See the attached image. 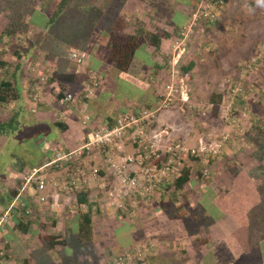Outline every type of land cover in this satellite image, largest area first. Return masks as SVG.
Returning <instances> with one entry per match:
<instances>
[{
    "label": "crops",
    "instance_id": "1",
    "mask_svg": "<svg viewBox=\"0 0 264 264\" xmlns=\"http://www.w3.org/2000/svg\"><path fill=\"white\" fill-rule=\"evenodd\" d=\"M177 9L181 10L179 6H176ZM205 26H208L205 31H210L212 24ZM103 28L84 48L87 59L81 66L69 58L73 47H68L66 55H58L56 45L53 46L50 58L43 64L45 71L38 70V75H43L39 81L42 79V84H46L43 86L44 93L48 95L50 92L51 100L46 99L41 90H33L31 97L34 102L45 99L44 110L35 113V117L40 118V121L50 117L47 121L52 124L55 120L65 122L67 129L64 132L58 130L57 133L60 139L66 140V147L73 150L83 142L81 138L87 132L92 133L96 130L94 127L103 128L106 122H112L109 117L118 113L138 112L144 107L151 116L145 119L143 125V147L152 143L155 149H163L173 141L189 143L192 140L189 134L192 128L189 131L180 130V124L186 120L179 104L175 102L171 106H164L158 89L148 80L145 86L144 78L139 77L147 89L138 98L124 97L120 102L114 100L111 95L116 86L114 82L121 77L128 79L132 76L128 74L129 70L119 72L111 66L103 68L102 49L97 53L99 58L95 56L100 61L93 58L94 50L104 41ZM224 29L225 26L222 27ZM144 52L146 59L142 65L137 64L139 68H134V71L155 74L153 56L146 48ZM138 56L143 57V48L137 52ZM81 71L86 74H81ZM153 74L151 76L157 80L158 77ZM94 82L97 87L86 96ZM21 86L28 91L29 85ZM68 92L74 95V101L59 105L57 100L61 93ZM20 99L11 104L22 113L26 111V100L30 99L25 96ZM84 121L86 124H83ZM164 129L168 135L161 133ZM245 137L248 139V135ZM230 139L234 137L231 135ZM71 140H74V146L70 144ZM136 143L135 140L133 146L130 144L132 154L140 150L139 143ZM127 146L126 143L125 154L129 152ZM243 149L236 150L229 157L240 155ZM143 155L148 162L149 153L143 151ZM93 159L89 160V164L98 165L97 162L93 163ZM231 163L232 158H227L222 164L220 168L224 170L223 175L218 177L220 179L200 178L194 173L197 169L195 162L190 159L180 162L178 159L172 164V171L149 191H145L144 185L148 183L143 181V186L140 183L136 189L126 188L120 194H114L111 190L100 196L98 193L103 189L91 183L84 188L94 212L90 237L87 234L80 236L77 224L80 209L73 190L57 188L60 194L56 196L50 191L47 194L48 201L43 204H38L34 198H26L33 205L34 214L13 218L0 233V252H3L0 264H116L118 256L129 251L128 248L136 243L142 252L143 264H264V238L251 240L250 233L253 230L248 220L250 208L259 202L255 180L249 174L250 169L248 171L247 166L243 165L244 162L237 167L236 173L228 175L230 168L227 165ZM99 164L104 169L103 158ZM64 166V173L68 168H75V165ZM184 166L192 168L191 176L181 188H176L175 179ZM131 167L136 168L137 163H132ZM101 176L108 185L112 175L106 167L101 170ZM116 182H119L118 178ZM116 182L115 186L118 187ZM2 200L4 203L0 202V207H4L11 199L2 197ZM118 203L125 205L123 208L118 207ZM47 234L58 235L57 242L46 240Z\"/></svg>",
    "mask_w": 264,
    "mask_h": 264
},
{
    "label": "rangeland",
    "instance_id": "2",
    "mask_svg": "<svg viewBox=\"0 0 264 264\" xmlns=\"http://www.w3.org/2000/svg\"><path fill=\"white\" fill-rule=\"evenodd\" d=\"M40 1L44 2V0H0V35L10 25L13 24L16 27L15 21L21 20L24 17L26 18L27 14L25 11L39 6ZM54 1L57 3V0ZM93 2L96 5L90 2L85 3V0H78L81 9L85 5L102 7L108 5L112 8L101 16H98V11L104 12V8L94 9L85 13L82 12L85 17L92 16L93 14V18L98 19L96 23L98 30L102 29V26L108 28L114 22V17L118 16H124L123 21L125 22L130 20H143L144 24L152 22V19H150L152 16L151 11L147 13L150 6L148 0H94ZM155 4L160 8V13L153 15L158 17L156 22L158 27H151V30L163 36V40L158 48H155L151 44L146 47L149 53L152 54L154 63L162 66V74L167 81L171 79V75L174 76V81H176L185 74L181 73V66H187L191 61L194 62V67L187 77L184 78L185 84L188 87L189 102L182 103L178 101V98H174L170 103H178L181 112L184 113L186 121L184 124H180V130L186 129L189 131L192 128L189 131L192 140L190 139L189 143L182 140L181 142L187 147H195L200 141L220 144L219 152L215 156L196 157V160L188 156H182L179 158L180 162L192 159L197 164L196 168L203 170L206 178H214L221 177V174L223 175L222 170L224 168L220 167L227 161V158H232L235 162L243 161L248 171L255 168L254 175H257V170L264 167V162L259 158L257 146L252 145V142L246 145L248 139L245 137L247 134L245 132L250 130L251 126L255 127L261 124L264 127V55L261 58L262 62L256 63L257 66L255 64L250 67L246 63L251 59L257 46L264 38V0H195L187 4L184 0H159ZM169 6H173L174 10L176 6H179L187 15L186 23L182 27L174 29L168 20H166V10H169ZM19 10L23 12L22 16L18 14ZM114 10H117L118 14L113 15L112 12ZM95 11L96 15H94ZM222 18L224 20H220ZM209 24H212L211 30L205 31L208 27L205 25ZM223 26H225L224 30H222ZM128 28L130 30L133 29L132 25H129ZM29 29H31V32H35L34 28ZM211 31L212 33L210 34ZM166 32L168 35L165 36L164 33ZM62 33H65V36L71 39L72 34L70 36V30L61 31ZM75 35L81 44L86 42L84 34ZM105 35L102 34V37ZM35 37V33L32 35L28 32V36L23 33L17 39L14 37L9 41H4L6 38L0 40V59L5 62L6 60H21L20 54L16 51L19 47L18 44L21 43L22 46L27 45L30 40L34 41ZM59 40L61 41L55 44L57 48L56 53L58 55H66L68 47H72V45L63 38ZM209 40H211V43ZM76 41L74 40V42ZM39 43L41 42L38 40L35 45L36 48L40 47ZM77 43L76 45L78 46ZM90 44L91 42L88 43V46ZM40 56V54L36 55L35 60L32 62L26 59L33 68L30 70H20L19 72V84L29 85L28 91L24 90L21 86L23 96L30 99L26 100V111L21 113L20 109H16L11 103L4 108H0V118L3 121L7 120L13 113L19 118L18 125V118L15 120L17 125L15 132L8 136H0L1 203H4L2 202V197L13 199L20 193L24 184L23 175L26 172L33 168L42 167L47 161L53 159L55 157V150L65 151L68 148L66 147V140L59 138L58 129L51 122L47 121L50 117L42 121L37 116L35 117V113L44 110L45 106L43 103L45 99L34 102L31 97L33 90L35 88L39 91L41 90V94L43 93L46 99L50 98L51 100L50 92H48V95L44 93L43 86L46 85L42 84L44 81L42 79L39 81L40 78L34 75L33 70L35 65L33 64L39 63L42 65V68H39V70L41 72L45 71L43 64L48 58L46 56L41 60ZM146 57L143 49V57H135L129 68L128 74L132 77L128 79L121 77L120 80L114 82L116 86L111 92L114 100L120 102L124 97L136 99L146 91L147 87L145 86H147L146 81L148 79L140 71H134V68H139L137 64L142 65ZM176 59H178V62L173 66L170 61ZM173 67L179 68L177 75H174L171 71ZM80 73L86 74L84 71ZM40 74L42 75V73ZM139 77L144 78L145 86L139 80ZM30 88H32L31 91ZM237 88L246 89L248 97H242L238 100L237 96L242 95V90L237 91ZM214 92H222L223 100H221L222 102L216 112H212L210 105V97ZM243 104H245V109L242 107ZM255 131L258 130H252L251 134L256 136ZM231 135L234 139H230ZM70 142L72 146L75 145L74 140ZM134 142L135 140L132 137L127 140V147H129V152H127L134 158H138L139 153L132 154L130 151V144L133 146ZM240 148H244V151L240 152V155L229 157L231 153H235ZM143 151L141 152L143 153ZM47 152L48 154H46ZM105 152L106 149L104 148L92 150L89 153L87 162L89 163V160L94 158L93 163L97 162L98 165L96 166L100 167L101 164L99 163L102 162L103 158L105 169ZM209 157L215 158L209 161ZM143 163H148L146 162V158L142 160V165ZM64 165H59L58 167L52 165L43 169V173L49 179L48 194L52 191L56 196V194H60V191H56L57 188L63 190L64 180L61 177L64 176ZM17 172H19V175L16 176ZM113 179L114 181H112ZM115 182L116 178L112 176L108 185L104 180L92 185L100 190L103 189L101 190L103 193L99 192L98 194L104 196L111 190L114 194L118 192ZM4 183H7V185L4 186ZM22 195L26 198H36L38 193L26 187ZM124 205L121 203L122 208ZM137 248H139L138 243L130 246L128 249L135 250ZM113 260H115V257Z\"/></svg>",
    "mask_w": 264,
    "mask_h": 264
},
{
    "label": "trees",
    "instance_id": "3",
    "mask_svg": "<svg viewBox=\"0 0 264 264\" xmlns=\"http://www.w3.org/2000/svg\"><path fill=\"white\" fill-rule=\"evenodd\" d=\"M94 0H85L86 2H90L93 5ZM149 1V11L147 13H150L151 11V17L152 22L150 24H144L143 20H130L128 22L123 21L124 16H118L114 17V22L110 24L108 28H103V40L101 45L99 47H96L93 53V58L97 59L99 58L97 53L100 49L103 50L102 62L103 68H107V66L113 67L115 70L119 72H126L129 70L131 63L133 59L136 57L137 52L141 50V48H146L149 44L153 45L155 48H158L163 40V36L158 34L157 32L151 30L152 28L158 27L156 22L157 18L153 15H158L160 13L159 6H156L155 3H157L159 0H148ZM195 0H184V2L190 3ZM41 3L39 6L27 9L25 12L27 14V17L21 20H16V27L10 25L9 27L5 28L0 35V40H6L9 41L10 39H13L16 37V39L24 33V35L27 34H34L36 35L35 40H30L27 45H23L19 43L18 54H20L21 60H6L3 61L0 59V107L4 108L6 105L18 101L21 98V85L19 84V72L20 70H30L33 68L29 61L31 62L35 60V56L40 54L41 60L44 59L46 56L47 58H50L51 51L53 46L56 43H59V38L64 39L65 33L61 34V31L70 30V36L72 34L71 39L67 38L65 36V41H67L70 45H72L73 48L79 51H86L84 48L88 46L89 40L94 38L96 36V31H98L96 24L98 19L93 18L92 16H84L82 12H89L92 10H96L99 8H104V12L98 11V16L103 15L105 12L110 11L112 8L108 5L102 6H87L85 5L83 9L80 8L78 4V0H44L40 1ZM43 2V3H42ZM122 8V6H120ZM173 6H169V10H166V20H168L169 24H171L174 29H178L182 27L186 23L187 15L182 10H174L172 8ZM110 8V9H109ZM167 9V8H164ZM111 13V12H110ZM113 15L118 14L117 10H114ZM18 14L22 16L23 12L21 10L18 11ZM96 15V11L95 14ZM107 15V14H106ZM109 15V13H108ZM129 25H132V30L128 28ZM34 28L35 32H31V29ZM75 34H79L85 37V41L82 44L79 42V39H77ZM74 35V36H73ZM101 35V34H100ZM164 35H168V33H164ZM59 37V38H58ZM102 38V37H101ZM38 40L41 42L40 47L36 48L35 45L38 42ZM74 40H77L78 46L76 45V42ZM97 55V58L95 57ZM34 57V58H33ZM27 59V60H26ZM98 60V59H97ZM26 61V62H25ZM44 61V60H43ZM100 61V60H98ZM24 62V64H23ZM262 60H259L258 64L261 63ZM26 63V64H25ZM98 64V63H97ZM24 65V66H23ZM35 65L34 68V75L40 76L39 78H42V75H38L39 68H42L39 63L33 64ZM257 66V64H256ZM29 67V68H27ZM38 67V68H37ZM194 67V62L191 61L187 66H181L180 70L182 72L189 73L191 69ZM162 66L157 64L154 68V73L146 74L143 73V75L148 79L149 83L151 82L155 89H158L160 100L162 102L163 96H164V87L167 83V79L161 74ZM37 71V72H35ZM40 72V70H39ZM155 75L157 80H155ZM151 77V78H150ZM155 82V84H154ZM160 86V87H159ZM159 87V88H158ZM259 89V88H258ZM247 90L243 89L242 95H238V100L242 97L245 98L247 96ZM64 93H61L60 97L63 96ZM254 95V93H253ZM229 96V95H228ZM59 97V98H60ZM237 97L235 98L237 101ZM248 97V96H247ZM58 98V99H59ZM222 100V92H214L210 97V105L212 112H216L218 110V106L221 104ZM228 100V99H227ZM58 101V100H57ZM170 106L172 104H169ZM245 109V104L242 105ZM141 107L142 110H146L147 108ZM140 111V110H139ZM148 111V110H147ZM131 113H138L132 111ZM17 114V113H16ZM123 114V113H121ZM120 116L118 113L114 117H109V119L112 120V122H106V127H111L116 123L117 118ZM16 118L18 116L13 113L10 117L7 118V120H2L0 118V136H8L11 135L13 132H15L17 125L19 124V118L17 119V125H16ZM53 125L59 130L64 132L65 129H67V124L63 121L55 120L53 121ZM144 125V124H143ZM104 126V127H105ZM98 127V126H97ZM97 127H94L96 130H98ZM100 129V128H99ZM257 129L258 131H255L256 136L251 134L252 130ZM245 133L248 135V141L254 146L258 147L259 158L264 162V127L259 124V126L250 127V130H247ZM85 135V134H84ZM258 136V137H257ZM83 142L80 143L82 145L85 142H88L92 139V133L87 132L86 136L82 137ZM260 141H259V140ZM79 145V146H80ZM77 146L76 148H78ZM74 148V149H76ZM73 149V150H74ZM65 151H71L69 148H66ZM48 154V152L46 153ZM217 155V154H216ZM50 156V155H48ZM215 156V155H214ZM192 159L196 160L199 156H189ZM208 157V156H206ZM215 158V157H214ZM214 158L209 157V161H212ZM190 159V160H192ZM234 159V158H233ZM192 160V161H194ZM234 161V160H233ZM237 162V161H236ZM243 162V161H242ZM242 162L235 161L231 164L227 165V168L229 169L228 175H233L238 171L237 167H240ZM196 163V162H195ZM241 163V164H240ZM244 165V164H243ZM191 167L184 166L181 168V170L178 173L177 178L175 179V185L176 188H181L185 182L188 181L189 177L191 176ZM228 170V169H227ZM232 173H231V171ZM251 172L249 174L254 178L255 180V188L258 192V198L259 202L257 205H254L250 208L248 220H249V226L252 228L253 231L250 233L251 240L256 239H262L264 238V167H261L260 170H257V175H254V170L250 169ZM194 173H197L198 176L201 178H206L203 174V170L196 169ZM211 178V177H210ZM214 179H220L218 177H214ZM76 202L78 204L79 211V217L77 220V224L80 231V236L84 237L87 234V237H90L91 228H92V216H93V204L88 201V195L86 191L83 189L81 191L76 192L75 194ZM84 204L85 207H81V205ZM7 205V204H6ZM5 205V206H6ZM30 217V216H26ZM252 234V235H251ZM58 236V235H57ZM57 236L47 234L45 235V239L55 243L57 242ZM49 242V243H50ZM133 253L134 250H129ZM0 256H3V252ZM116 262V261H115ZM125 264H143V257L140 258L138 256H133L131 262H127Z\"/></svg>",
    "mask_w": 264,
    "mask_h": 264
},
{
    "label": "built area",
    "instance_id": "4",
    "mask_svg": "<svg viewBox=\"0 0 264 264\" xmlns=\"http://www.w3.org/2000/svg\"><path fill=\"white\" fill-rule=\"evenodd\" d=\"M264 55V38L257 46L255 53L251 56V59L246 63L248 66L255 65L261 60ZM69 58L77 65L81 66L87 59L85 51H79L76 49L71 50ZM178 62V59L170 61L174 66ZM174 75L179 73V68L171 70ZM180 79L174 81V76L171 75V79L167 81L164 87V98L162 104L169 105L174 98H178V101L182 103L189 102L188 87L185 84L184 78L187 77V72ZM97 87V83L94 82L93 86L88 89L86 96L93 93V88ZM241 87V86H240ZM241 88H237V91H241ZM243 92V90L241 91ZM74 101V95L72 93H64L58 99L59 105H65ZM151 113L147 110H140L138 113H123L117 118L116 123L111 127H103L98 130L92 131V139L83 143L78 148L71 151H58L55 150V157L50 161H47L42 167L33 168L23 175L24 184L13 199H11L6 206L0 207V233L3 232L6 226L13 218H21L26 216H32L34 214L33 205L27 201L26 197L22 195L23 190L28 187L38 193V196L34 198V201L38 204H43L48 201L49 179L43 173V169L49 166H56L65 164L75 165V168H68L67 172L61 178L64 180L63 190H73L75 192L83 190L91 183L102 182V176L100 174L101 168L96 165H91L87 162L89 153L96 149H106V169L110 175L118 178L119 182H116L118 187L117 193L124 192L126 188L136 189L143 181L148 183L144 185L145 191H149L157 182L165 178L172 171V164L182 156H203L216 155L219 151L220 144L206 143L200 141L195 147H187L180 142H171L166 144L163 149L153 147L150 143L147 146H142L143 138L145 137L143 124L145 119L149 118ZM86 124V121L83 122ZM162 134L168 135L167 130H162ZM133 138L139 143L140 150L139 158H134L130 154H125V144L128 139ZM149 153L148 163L142 165V160L146 158L141 151ZM161 152L163 154L161 155ZM151 157V158H150ZM62 163V164H61ZM137 163L136 168H132L131 164ZM139 163V164H138ZM138 192V191H137ZM33 199V198H32ZM53 206H58L56 203H52ZM85 207L84 204H82ZM118 207H121V203H118ZM132 251H125L116 260V264H125L132 261L133 256H142V252L139 248ZM2 252H0V255Z\"/></svg>",
    "mask_w": 264,
    "mask_h": 264
},
{
    "label": "flooded vegetation",
    "instance_id": "5",
    "mask_svg": "<svg viewBox=\"0 0 264 264\" xmlns=\"http://www.w3.org/2000/svg\"><path fill=\"white\" fill-rule=\"evenodd\" d=\"M17 175H19V172H17L16 176H17ZM0 184H1V182H0Z\"/></svg>",
    "mask_w": 264,
    "mask_h": 264
}]
</instances>
